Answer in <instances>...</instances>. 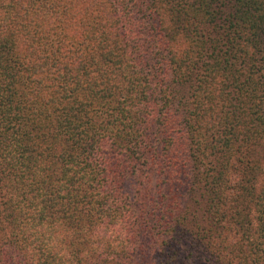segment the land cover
I'll return each instance as SVG.
<instances>
[{"label": "trees", "instance_id": "obj_1", "mask_svg": "<svg viewBox=\"0 0 264 264\" xmlns=\"http://www.w3.org/2000/svg\"><path fill=\"white\" fill-rule=\"evenodd\" d=\"M0 264H264V0H1Z\"/></svg>", "mask_w": 264, "mask_h": 264}, {"label": "rangeland", "instance_id": "obj_2", "mask_svg": "<svg viewBox=\"0 0 264 264\" xmlns=\"http://www.w3.org/2000/svg\"><path fill=\"white\" fill-rule=\"evenodd\" d=\"M0 2H1V0H0Z\"/></svg>", "mask_w": 264, "mask_h": 264}]
</instances>
